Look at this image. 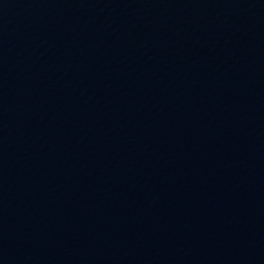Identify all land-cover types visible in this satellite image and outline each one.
Here are the masks:
<instances>
[{"label":"water","instance_id":"obj_1","mask_svg":"<svg viewBox=\"0 0 264 264\" xmlns=\"http://www.w3.org/2000/svg\"><path fill=\"white\" fill-rule=\"evenodd\" d=\"M0 264H264V0H0Z\"/></svg>","mask_w":264,"mask_h":264}]
</instances>
